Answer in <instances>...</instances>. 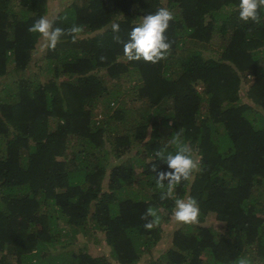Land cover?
I'll list each match as a JSON object with an SVG mask.
<instances>
[{"label":"trees","instance_id":"obj_1","mask_svg":"<svg viewBox=\"0 0 264 264\" xmlns=\"http://www.w3.org/2000/svg\"><path fill=\"white\" fill-rule=\"evenodd\" d=\"M48 3L0 0V264H139L188 197L198 223L175 230L150 264H264V7L254 23L239 19V0L73 3L53 26L83 32L45 50L42 82L29 71L43 38L28 29ZM161 7L174 16L167 58L128 61L114 35L126 42ZM114 23L124 29L113 33ZM218 30L220 59L185 50ZM178 130L199 169L161 200L167 181L158 188L156 171L169 169L154 153L174 154ZM149 207L159 216L151 230ZM88 230L103 233L110 256L68 249L63 239Z\"/></svg>","mask_w":264,"mask_h":264},{"label":"clouds","instance_id":"obj_2","mask_svg":"<svg viewBox=\"0 0 264 264\" xmlns=\"http://www.w3.org/2000/svg\"><path fill=\"white\" fill-rule=\"evenodd\" d=\"M239 19L254 23L260 22L259 10L264 7V0H239ZM174 19L173 13L164 7L159 8L155 13L148 14L141 19L129 33V39L121 41L119 35H114L113 39L123 44V53L128 61H141L147 63H158L166 59L170 53L171 43L166 37L170 21ZM113 33H119V24H112ZM30 33L39 34L45 41V47L54 50L64 35H71L73 42L83 32V28L79 25H72L65 30L53 26V21L47 16L37 19L28 29ZM101 61L106 58L101 56ZM182 130L176 131L170 142L175 145V153H168L165 156L164 149L154 153L156 157L167 164L169 171H156V185L160 189L165 188L161 195V200H165L172 196L176 185L182 181L192 179L193 173L199 169V161L194 158L192 149L189 144L181 141ZM155 170V169H154ZM200 215V209L196 199L188 197L186 199L177 198L175 200V208L171 214V219L180 224H196ZM151 218V219H150ZM145 220L144 228L151 230L158 222V211L149 207L146 213L141 217ZM235 264H253V261L247 257H239Z\"/></svg>","mask_w":264,"mask_h":264},{"label":"rangeland","instance_id":"obj_3","mask_svg":"<svg viewBox=\"0 0 264 264\" xmlns=\"http://www.w3.org/2000/svg\"><path fill=\"white\" fill-rule=\"evenodd\" d=\"M83 1L84 0H49L47 17L53 21L57 17V15L65 9V7H68L73 3H83ZM119 20H122V18H120ZM122 29H124V27H121L119 29V32ZM107 38L108 37L102 39L101 42H108L109 40ZM187 43H189V41H187ZM222 44H223V38H222V35L219 34V30H218L216 34L214 35L211 43L207 47H205L204 45H200L199 47H196L195 45H189L187 49L185 50L186 51H197L199 54H202L204 56L205 60L220 59L221 57L220 47ZM46 49L47 48L45 47V41L42 39L37 49V52L35 53L34 59L36 61H39L40 59H42ZM36 61L34 62L35 64H36ZM42 66H45V65H43L41 61L37 62V65H34L32 70L29 71V75L31 76L37 75V77L39 78L34 79V80L45 82L47 80L48 73L45 71L44 69L45 67H42ZM119 86H122L120 90L123 92V95H126L125 86L123 85H119ZM247 86H248L247 84H244L241 90V95H242L244 102H247V100L245 99L246 97L245 95L247 92ZM126 101L128 103L129 99ZM117 108L118 106H115L114 110H117ZM105 139H108V138H104V141ZM135 154H136V151H133L132 153H129L125 157L132 158L135 156ZM113 161H116V159H113ZM140 179L141 177L139 178V180ZM186 225L187 224H180V223L174 222L172 219L170 220L169 223L164 224V227L166 228V233H167L166 236L162 239V241L159 243L157 248L153 251L152 255L145 256L139 264H150L151 258L155 259V258H158L161 254L166 253L167 250L172 246V238H173V233L175 232V230L181 227H185ZM64 229H66L67 232H71V230L68 227ZM66 239H68L69 241H67ZM66 239H63V240H65L68 243L69 250L78 251L79 249L84 248L85 251H87L89 254L95 257L101 256V255L110 256L111 249L110 247L107 246L104 235L101 232H97L95 230H88V233H85V232L78 233L76 238H74L71 234Z\"/></svg>","mask_w":264,"mask_h":264}]
</instances>
